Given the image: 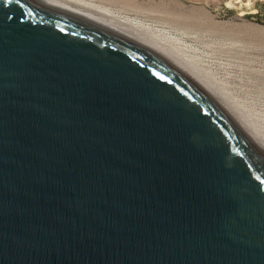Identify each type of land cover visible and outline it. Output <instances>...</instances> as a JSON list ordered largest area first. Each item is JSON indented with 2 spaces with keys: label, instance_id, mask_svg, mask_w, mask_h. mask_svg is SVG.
Segmentation results:
<instances>
[{
  "label": "water",
  "instance_id": "95a60500",
  "mask_svg": "<svg viewBox=\"0 0 264 264\" xmlns=\"http://www.w3.org/2000/svg\"><path fill=\"white\" fill-rule=\"evenodd\" d=\"M0 264H264V150L144 43L0 0Z\"/></svg>",
  "mask_w": 264,
  "mask_h": 264
},
{
  "label": "rangeland",
  "instance_id": "374dc122",
  "mask_svg": "<svg viewBox=\"0 0 264 264\" xmlns=\"http://www.w3.org/2000/svg\"><path fill=\"white\" fill-rule=\"evenodd\" d=\"M84 1L148 26L234 105L264 116V0Z\"/></svg>",
  "mask_w": 264,
  "mask_h": 264
},
{
  "label": "bare ground",
  "instance_id": "6f19581e",
  "mask_svg": "<svg viewBox=\"0 0 264 264\" xmlns=\"http://www.w3.org/2000/svg\"><path fill=\"white\" fill-rule=\"evenodd\" d=\"M40 1L48 6L67 11L108 26L152 48L194 79L211 97L217 101V103L245 132V134L264 150V116H262V113L249 115L243 111L242 107H238L240 104H237L238 106L235 104V106L234 103L227 98L226 93L223 92L221 87H219L206 73L193 63L195 61H193L194 59L192 57L184 56L182 55L183 53L180 54L181 52L179 53L176 50L171 49L170 46L167 45L165 39L155 35L154 31L149 29L148 26L111 10L93 5L84 0Z\"/></svg>",
  "mask_w": 264,
  "mask_h": 264
}]
</instances>
